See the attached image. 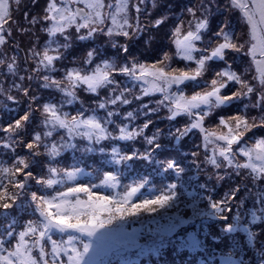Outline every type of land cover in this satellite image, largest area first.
I'll return each mask as SVG.
<instances>
[{
    "label": "snow or ice",
    "instance_id": "6c2138e0",
    "mask_svg": "<svg viewBox=\"0 0 264 264\" xmlns=\"http://www.w3.org/2000/svg\"><path fill=\"white\" fill-rule=\"evenodd\" d=\"M28 4L21 20V0H0V217H28L0 227V264H153L169 249L189 264H253L264 0H197L177 13L163 0ZM77 152L99 159L86 170ZM237 232L246 244L218 252L212 242Z\"/></svg>",
    "mask_w": 264,
    "mask_h": 264
},
{
    "label": "rangeland",
    "instance_id": "374dc122",
    "mask_svg": "<svg viewBox=\"0 0 264 264\" xmlns=\"http://www.w3.org/2000/svg\"><path fill=\"white\" fill-rule=\"evenodd\" d=\"M174 1V2H173ZM163 0V6L167 7L168 5H171V11L173 13H177L181 10V8L187 7V6H191L192 4L196 3L197 0ZM221 2H223V0H221ZM41 5L43 4V0H40ZM25 4H27V0H21V9L22 11L16 14V18L17 19H21L23 18V11H28L32 6L30 4H28L27 7H25ZM37 11H39V8L36 9ZM223 16L221 14H218L216 16V19H222ZM236 32L238 33H243L246 31V25L245 26H241L240 21L237 18L236 14H232L231 15V25H230ZM167 30V26L164 29H161L159 33H157V43L163 42L164 44H167V40L163 39V34L164 32ZM13 37L16 41H19L21 44V47H26L28 45L29 39L30 37L28 35L25 34H20V33H13ZM205 40H207V36L205 37ZM105 49H108V55H111V46L110 45H104ZM12 53L9 52V55H11ZM81 54L80 50L78 48H74L73 50H69V53L67 54V60H71L73 56H77L79 57ZM21 56H23V52L21 51L20 53ZM219 62H211L212 66L215 67L218 65ZM174 66H182V64H174ZM36 84L33 83V88H36ZM103 94V93H102ZM81 98L85 100V104L86 106L88 104H90L91 100L90 97L92 96V94H88V93H80ZM139 102H133L132 105L130 107L135 108L137 107V104ZM244 103H247V101H244ZM9 107H12L11 105H9ZM66 110H71V109H66ZM8 112L5 108H3L2 106H0V116H7ZM161 115H163L161 113ZM157 126H160V122L157 121ZM72 152L69 151L67 153H65L64 156V163L65 164H71L72 163ZM76 157L78 159L82 158L83 159V166L85 167L86 170H88L90 165H94L96 163V161L99 159V154L98 153H90L87 154V156H83L81 157V154L79 152L76 153ZM77 166H81V165H77ZM154 183L159 186L160 184V180L159 178H156L154 180ZM145 194H148V189L145 188L142 190ZM10 218H23V219H27L28 217L26 216L25 213H20L16 210H14L10 216ZM10 221V220H9ZM9 221H7L6 225L9 223ZM208 227L210 230V233H216L218 228L217 225L214 221H209L208 223ZM261 228H264V224H257L254 226V230L257 231L259 233V230ZM209 240H211V237H209ZM264 240V235H260L258 234L257 236V240H256V248L255 250H249L247 255L245 256V259H249L251 258L253 261V264H258L259 259H260V255H259V250H260V241ZM237 242V243H243L246 244L247 242V238H246V234L243 232H237L234 234H231L230 236H225L222 238V241L220 242H212L213 245L217 248V251L219 252L220 250H223L224 252H226L228 250V247L232 246L233 242ZM189 258V254L185 251L183 253H180L179 255L173 254L172 250H166L164 253H162V255L159 257V260L157 261L156 258H153V264H178L180 263L182 260H187ZM196 256H193L192 259H196ZM199 258L205 259L207 260V256L200 254ZM182 264H189V259L187 261H184ZM215 264H220L219 262V257L217 256L216 262Z\"/></svg>",
    "mask_w": 264,
    "mask_h": 264
},
{
    "label": "trees",
    "instance_id": "16d2710c",
    "mask_svg": "<svg viewBox=\"0 0 264 264\" xmlns=\"http://www.w3.org/2000/svg\"><path fill=\"white\" fill-rule=\"evenodd\" d=\"M173 1V0H172ZM174 2V1H173ZM14 211V210H13ZM11 219H13V218H10V217H8V218H3V217H0V227H5V225H6V223H7V221H9V220H11ZM188 260V259H187ZM187 260H182L180 263H178V264H182L184 261H187Z\"/></svg>",
    "mask_w": 264,
    "mask_h": 264
}]
</instances>
